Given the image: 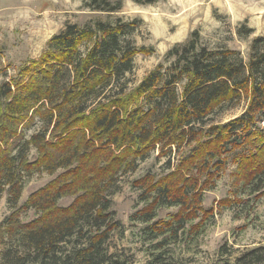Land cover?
Instances as JSON below:
<instances>
[{
    "label": "trees",
    "instance_id": "1",
    "mask_svg": "<svg viewBox=\"0 0 264 264\" xmlns=\"http://www.w3.org/2000/svg\"><path fill=\"white\" fill-rule=\"evenodd\" d=\"M121 3L90 0L86 5L113 12ZM137 22L97 21L94 27L68 23L49 37L38 58L0 83V197L6 191L13 208L0 221V264H131L107 246L118 222L106 191L154 148L159 150L156 158H167L169 171L139 178L148 192L144 208L135 213L143 222L160 205L181 207L211 188L222 153L247 151L239 164L233 160L235 189L250 183L254 192L263 186L256 179L264 173V35L251 40L244 61L238 50L209 48L200 42L198 30H192L128 88L121 81L133 69V56L154 49L125 42L123 35ZM242 29L244 35L252 32L245 25ZM243 97L246 107L239 115L204 123ZM37 121L45 128L27 136ZM184 145L190 146L173 160L170 155ZM30 147L37 152L32 160ZM58 169L18 205L24 176ZM241 170L245 172L239 176ZM253 175L257 177L250 182ZM66 196L72 199L60 204ZM30 208L36 216L21 221L20 213ZM190 218L188 211L176 212L164 223H152L148 233L175 238ZM154 260L161 261L160 251ZM263 262L264 245L246 248L232 260ZM209 264L231 262L227 258Z\"/></svg>",
    "mask_w": 264,
    "mask_h": 264
},
{
    "label": "rangeland",
    "instance_id": "2",
    "mask_svg": "<svg viewBox=\"0 0 264 264\" xmlns=\"http://www.w3.org/2000/svg\"><path fill=\"white\" fill-rule=\"evenodd\" d=\"M89 1L0 0V83L14 76L28 60L38 58L49 37L68 23L94 27L97 21L114 24L120 20L127 24L138 20L132 25L130 33L123 35L125 42L154 49L152 53L138 52L133 56V69L121 81L128 88L137 84L162 60L167 49L185 40L192 30H198L200 42L209 48L238 50L244 61L248 59L251 40L264 35V0H156L153 3L121 0V8L113 12L92 10L86 5ZM243 25L252 28V32L244 35ZM81 49L84 50L85 46L82 45ZM246 102L243 97L234 106L209 115L204 123L233 118L245 109ZM44 128L45 125L37 121L26 130V134L29 136ZM189 146L175 150L171 158L175 160ZM158 152L154 148L145 158L137 161L135 169L120 173L107 188L114 220L118 222V227L111 231L106 242L110 251L125 255L131 264H148L150 261L152 264H209L223 262L227 258L232 264L233 258L244 249L264 245V173L260 175L261 179H256L255 174L250 181L256 179L262 182L260 191L253 192L248 186L250 183L240 190L235 189L233 160L239 164L247 153L245 150L241 153L240 149L234 155V150L228 156L227 152L221 154L223 160L219 163L220 169L214 168L218 174L212 175L214 185L211 188L187 199L181 207L160 205L155 208L150 221H141L135 213L144 208L146 203L143 198L148 192H143L139 178L147 173L156 178L169 171L167 158H156ZM27 153L31 160L37 155L34 147H30ZM59 172L60 169L53 174L35 171L30 176H24L18 205L29 193L50 182ZM244 172L241 170L239 176ZM71 199V196H66L59 203L65 205ZM12 209L4 191L0 197V221ZM178 210L183 213L188 211L192 219L184 222V227L175 238L164 240L167 233L157 237L148 233L152 223H164ZM35 216L33 208L19 215L21 221ZM202 216L206 218L200 219ZM160 242H164L163 246L156 249L155 244ZM159 251L160 262L154 260Z\"/></svg>",
    "mask_w": 264,
    "mask_h": 264
}]
</instances>
